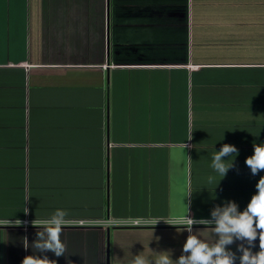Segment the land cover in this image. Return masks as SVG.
<instances>
[{
    "label": "crops",
    "instance_id": "crops-1",
    "mask_svg": "<svg viewBox=\"0 0 264 264\" xmlns=\"http://www.w3.org/2000/svg\"><path fill=\"white\" fill-rule=\"evenodd\" d=\"M254 142L264 0H0V264L39 254L41 229L23 222L57 209L97 222L63 226L73 264L176 260L183 226L108 220L167 221L187 206L210 219L229 200L243 211L264 176L245 164ZM223 144L238 149L224 178L211 167ZM193 232L214 241L210 226Z\"/></svg>",
    "mask_w": 264,
    "mask_h": 264
},
{
    "label": "clouds",
    "instance_id": "clouds-1",
    "mask_svg": "<svg viewBox=\"0 0 264 264\" xmlns=\"http://www.w3.org/2000/svg\"><path fill=\"white\" fill-rule=\"evenodd\" d=\"M234 154L238 155V149L234 145L223 144L212 157V169L224 178L234 167V163H226L225 158ZM245 164L253 176L264 171V143H253V154L246 158ZM207 179L208 183H212L214 177L209 176ZM255 187L256 192L243 211L239 210L236 202L229 200L222 205L214 206L210 219L190 217L188 206L187 214L183 217L167 221L161 219L172 226H183L182 230L188 232L182 254L173 260L166 251L157 253L154 258L140 253L134 256L131 264H235L236 253L228 246L236 241H240L237 246V251L241 253L239 264H264V176L260 177ZM27 212L26 208L25 213ZM67 215L66 210L57 209L49 219L32 221L34 227L41 229L37 231V239L32 244L39 254L25 256L21 264H57L56 260H50L47 255H42L47 252H52L56 257L65 256L67 249L61 240V233L63 226L68 223ZM161 220L153 221L154 225ZM18 222L20 225L21 221ZM193 225L210 226L214 241L208 243L198 237L196 232H193ZM257 238L260 250L253 253L252 248ZM65 259L66 264H73L67 256Z\"/></svg>",
    "mask_w": 264,
    "mask_h": 264
},
{
    "label": "built area",
    "instance_id": "built-area-1",
    "mask_svg": "<svg viewBox=\"0 0 264 264\" xmlns=\"http://www.w3.org/2000/svg\"><path fill=\"white\" fill-rule=\"evenodd\" d=\"M153 221L155 220H145V219H129V220H123V221H113L111 222L108 220L109 224L114 225H127V226H145V225H154ZM157 221V220H156ZM25 225H30L32 222L30 220H25L23 222ZM97 224V222L93 221H85L82 219L75 220V221H68L67 225H75V226H85V225H93ZM164 221L158 222L156 225H166Z\"/></svg>",
    "mask_w": 264,
    "mask_h": 264
},
{
    "label": "water",
    "instance_id": "water-1",
    "mask_svg": "<svg viewBox=\"0 0 264 264\" xmlns=\"http://www.w3.org/2000/svg\"><path fill=\"white\" fill-rule=\"evenodd\" d=\"M109 264V263H108Z\"/></svg>",
    "mask_w": 264,
    "mask_h": 264
}]
</instances>
